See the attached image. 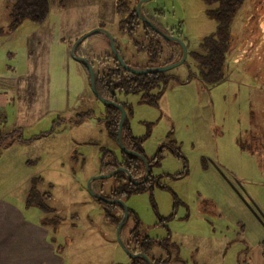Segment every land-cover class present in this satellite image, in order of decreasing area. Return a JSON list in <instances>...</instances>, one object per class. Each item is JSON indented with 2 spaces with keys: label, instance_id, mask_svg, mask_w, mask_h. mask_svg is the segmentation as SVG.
<instances>
[{
  "label": "rangeland",
  "instance_id": "rangeland-1",
  "mask_svg": "<svg viewBox=\"0 0 264 264\" xmlns=\"http://www.w3.org/2000/svg\"><path fill=\"white\" fill-rule=\"evenodd\" d=\"M138 1L48 0L43 23L24 19L12 27L9 0H0V199L48 227L64 264H132L128 251L138 248L130 230L140 243L171 234L178 252L170 246L168 252L157 246L150 252L166 258L165 264L203 263L201 248H213L214 255L224 248L218 264H237L243 223L247 246L262 238L264 249V102L253 96L264 95V0H246L239 8L231 24L232 45L239 48L227 55L226 78L217 85L170 80L156 104L138 94H116L126 104L128 134L142 139L147 160L157 157L150 167L152 188L122 198L130 215L119 243L118 225L107 211L121 220V210L96 201L87 184L110 170H99L102 150L119 157L120 148L108 136L106 106L92 93L88 72L71 48L87 32L103 29L131 68L178 60L180 46L147 34L132 14ZM214 7L204 0H149L141 6L156 28L187 48L185 62L165 75L186 81L197 72L190 53L214 33L216 23L207 15ZM74 52L98 73L114 67L103 32L92 33ZM86 112L90 117L81 119ZM115 185L112 177L90 183L103 196ZM212 258L209 264H216Z\"/></svg>",
  "mask_w": 264,
  "mask_h": 264
},
{
  "label": "trees",
  "instance_id": "trees-1",
  "mask_svg": "<svg viewBox=\"0 0 264 264\" xmlns=\"http://www.w3.org/2000/svg\"><path fill=\"white\" fill-rule=\"evenodd\" d=\"M204 1L208 5L215 6L213 9L211 8L207 11V15L215 21L216 29L214 33L203 38L200 43V50L198 52L192 51L190 53L194 61L196 62L197 72L191 74L186 79V81L173 79L171 76H167L163 72L152 71L147 74L141 75L130 73L118 63L114 56V67L108 68V71L106 73H98L93 69L95 75V86L98 94L102 98L110 102L109 104L105 105L106 114L108 115V120L105 121L107 133L109 138L115 141L117 146L120 148L121 154L119 157H116V155H114L112 151L102 150L100 158L101 170L110 167L108 173L115 171L116 173L112 176V178L114 179L116 185L113 187V189L110 190V193L107 196L95 193L97 196L103 197L104 199L110 201L122 200L124 196L149 190L155 184L154 178L150 175V167L151 164L154 165L155 163H157V157H153L152 159L148 160L146 159L142 150L140 149L142 139L132 137L128 134L125 126L126 119L122 126L121 141L126 149L135 152L138 155L124 151L117 142L120 110L114 105V103L123 106V108L127 112L126 104L116 99V94L118 92H122L125 95L138 94L141 101L150 104H156L164 94V92L167 90L170 80H174L176 84H185L189 80L196 79L204 85L214 86L224 80V78H226V54L231 43V24L238 9L242 6L244 0ZM125 9L126 6H122V9L119 7L118 12H125ZM48 13V0H9V16L11 19L12 27H16L24 19L30 20L35 24H41L45 21ZM133 13L134 15H136L135 9L132 14ZM132 14L129 15L130 22L132 20ZM141 16L144 17V15L142 14ZM142 24L144 29L147 31V34H156L155 31H153L146 23L143 22ZM148 46L149 45H147V47ZM150 46L148 48L154 50ZM149 55L151 56V58H154L156 56L154 53H151V51H149ZM178 60H176L175 62H177ZM171 63L174 62L170 61V63L168 62L167 64H162L158 67L169 65ZM83 65L86 68V65L84 63ZM90 65L92 66L91 63ZM80 117L81 119H84L90 117V114L86 112L80 115ZM250 141L255 144L254 146L258 145L254 139L250 138ZM139 155L143 156V158L147 162L148 175L146 181L139 184H134L129 180L125 172L119 170V168H125L133 179L135 175H142L143 173H145V165ZM105 158H109L110 161H105ZM93 198L98 202L106 203L107 205L111 204L115 207L117 206L123 211L122 206L117 203L102 200L98 197ZM107 215L110 218L111 222H113L116 226L120 221L123 220V216L121 220H119L115 216H112L110 212L108 213V211ZM129 215L130 210L128 209V217ZM126 223L127 221L123 224L121 230L125 228ZM129 239H131V241L135 243L136 247L138 248V251L136 250V252L134 251L132 252V254L138 253L142 255L132 257V264H165L167 262L166 258L152 257L150 252L153 249V246H157L158 248H161L168 252V247H172L170 243L169 233L167 234V237L162 239L161 241L153 242L148 237H144V242L141 241L142 243H140L138 242L139 239L136 231L130 230Z\"/></svg>",
  "mask_w": 264,
  "mask_h": 264
},
{
  "label": "crops",
  "instance_id": "crops-1",
  "mask_svg": "<svg viewBox=\"0 0 264 264\" xmlns=\"http://www.w3.org/2000/svg\"><path fill=\"white\" fill-rule=\"evenodd\" d=\"M245 1L246 0H244L243 4ZM238 11L235 17L238 16ZM246 12L248 13L249 10ZM245 13H243L244 16L240 20L243 24V27L241 28L242 30H245V20L243 19L244 17H247V14ZM235 17L233 21L235 20ZM234 36L235 34L232 33L231 28V43L226 54V59L229 53L232 54V52H234L235 55L237 49L239 48V46L234 47L232 45ZM238 52L240 51L238 50ZM78 63L84 67L82 63ZM253 96L258 100L263 98L264 102V95L262 96L259 92ZM262 108L264 109V106ZM100 168L101 167H99V170ZM121 213L123 216L122 210ZM116 218L118 217L116 216ZM121 233L122 230L120 231V239L123 241ZM247 237H249V235L246 230V224L243 223L242 231L238 233V239L241 246L239 251L236 253L237 264H241V262L244 264H264V249L260 245V242H262L263 239L261 238L253 246L248 247V244L245 241ZM170 243L171 246L178 252L179 242H176L175 239L172 238L171 234ZM224 250L225 249L223 248L221 254L214 255L213 248H209V250L201 248L199 256H204V258L202 259L203 263L200 264H209L210 261H215L212 257L217 259L216 264H218L220 262V260L218 261V258L223 256ZM0 264H64V260L61 257L59 250L55 247V243L50 237L48 227L40 221H34L26 218L22 208H19L15 204L4 199H0Z\"/></svg>",
  "mask_w": 264,
  "mask_h": 264
},
{
  "label": "water",
  "instance_id": "water-1",
  "mask_svg": "<svg viewBox=\"0 0 264 264\" xmlns=\"http://www.w3.org/2000/svg\"><path fill=\"white\" fill-rule=\"evenodd\" d=\"M147 1L149 0H139L137 5H136V8H135V13H136V16L144 23H146L153 31H155L157 34L161 35L164 39L166 40H169L175 44H178L181 48V58L177 61V62H174V63H171L169 65H165V66H160V67H157V68H150V69H136V68H131L129 67L124 61L123 59L121 58V56L119 55L118 51L116 50V47H115V43H114V38L112 37V35L110 33H108L107 31L103 30V29H95V30H92V31H89L87 32L85 35H83L82 37H80L74 44H73V47L71 48V56L78 62L80 63H84L86 65V68H87V72H88V77H89V84H90V88L92 90V93L95 95L96 98H98L99 100H101L105 105L109 104L110 102L105 100L104 98H102L97 90H96V86H95V75H94V70L92 68V66L90 65V63L88 62L87 59L83 58V57H79V56H76L75 55V49L78 47V45L83 41L85 40L88 36H90L92 33L94 32H103L106 34L107 38H108V41H109V47L112 51V54L113 56L115 57V59L118 61V63L128 72L130 73H133V74H138V75H141V74H147L149 72H152V71H156V72H165L167 70H170L172 68H175L181 64H183L186 60V57H187V48L186 46L183 44V42L178 39L176 36H170L166 33H164L163 31H161L160 29L156 28L155 25H153L147 18L141 16V13H140V8L141 6L146 3ZM114 105L116 107L119 108L120 110V117H119V122H118V132H117V142L119 143V145L122 147V149L128 153H132V154H135V155H138L137 153L135 152H132L128 149H126L123 144H122V141H121V133H122V126H123V123L126 119V111L125 109L123 108V106H121L120 104H116L114 103ZM139 157L143 160L144 162V165H145V177L142 179V180H135L132 178V176L129 174V172L125 169V168H119V170L125 172V174L128 176L129 180L132 181L134 184H139V183H142L144 181L147 180V175H148V165H147V162L146 160L143 158V156H140ZM116 172L113 171L111 173H108V174H99L97 176H94L92 177L89 181H88V184H87V188L89 189V192L90 194L93 196V197H98L102 200H106L104 199L103 197H100V196H97L92 190H91V187H90V183L93 181V180H103V179H106V178H111ZM106 201H109V202H114V203H117L119 204L120 206H122L123 208V220L119 222L118 226H117V237H118V241L119 243H121V239H120V231H121V227L123 226V224L127 221L128 219V209L127 207L125 206L124 202L122 200H113V201H110V200H106ZM122 245V244H121ZM125 248V247H123ZM129 252V251H128ZM130 255L132 257L134 256H142L140 254H132L131 252H129Z\"/></svg>",
  "mask_w": 264,
  "mask_h": 264
}]
</instances>
